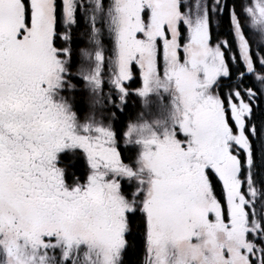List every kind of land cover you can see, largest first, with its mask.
I'll list each match as a JSON object with an SVG mask.
<instances>
[{
	"label": "snow or ice",
	"instance_id": "6c2138e0",
	"mask_svg": "<svg viewBox=\"0 0 264 264\" xmlns=\"http://www.w3.org/2000/svg\"><path fill=\"white\" fill-rule=\"evenodd\" d=\"M214 3L228 11L236 51L226 37L213 43L206 0H0L4 264H76L81 253L88 264H96L93 254L101 264H124L134 228L143 238L140 264H165L170 246L176 264H221L200 257L195 242L205 227L208 235L216 227L234 233V207L244 211V241L223 249L222 264H264L256 168L264 122L258 134L253 119L264 101V3ZM109 40L115 71L108 63L105 77ZM170 87L173 123L161 135L145 109L154 91ZM133 97L140 108L118 130ZM136 146L133 167L122 152ZM76 149L90 173L69 187L58 154ZM122 179L134 183L127 195Z\"/></svg>",
	"mask_w": 264,
	"mask_h": 264
},
{
	"label": "rangeland",
	"instance_id": "374dc122",
	"mask_svg": "<svg viewBox=\"0 0 264 264\" xmlns=\"http://www.w3.org/2000/svg\"><path fill=\"white\" fill-rule=\"evenodd\" d=\"M261 3H264V0H260ZM249 6H253L254 0H249ZM183 7V6H181ZM208 16V14H207ZM249 23V17L246 16ZM209 19V18H208ZM249 28V27H248ZM112 46V45H111ZM92 52L95 53L96 46H92ZM102 47V46H100ZM105 57L111 56L112 59L109 61L106 59L105 65L103 66V74L104 76H108V63L112 64V70L115 71V57H114V48L111 47V49L106 50L105 49ZM90 66H95V61L92 60L89 62ZM135 101H137L140 104L138 97H133ZM149 104L148 107L145 109V119L148 121V123L152 126V128L158 132L159 134L163 135L165 129H170L173 123V90L170 87L169 90L166 92L163 90V88L159 89L158 92H153L152 95L148 97ZM75 110V109H74ZM76 113V111H75ZM77 121L79 124H84L88 122V115L80 116L78 118V115L76 113ZM159 121V123H157ZM260 129V128H259ZM262 130V129H261ZM136 157L139 155L140 147L136 146ZM70 155H74L72 151H70ZM136 159V158H135ZM62 158L60 155H58L57 163L58 166L60 165V161ZM84 165L87 171V176L85 180L87 179L90 169L88 167V163L86 160V157L83 158ZM135 161V160H134ZM133 166V159L130 163ZM63 169V168H62ZM65 172V171H64ZM65 174V173H64ZM262 178V177H261ZM263 184L262 187H264V178H262ZM75 183V182H74ZM73 183V184H74ZM83 183V182H82ZM124 185L126 187L124 188ZM134 183L132 185L129 184L128 180L122 179L121 180V192L125 195L129 193L130 187H133ZM71 187V186H69ZM233 216L236 221V231L234 233H229L228 231L224 230L223 228L216 227L211 230V235H208V229L205 227L203 229L205 235H202L199 240H197L195 243L200 245L199 250V256L203 258H207L209 261L215 258L219 261H221L222 264V252L224 248L232 247L236 248L238 244L242 243L244 241V234L246 229V222H245V215L243 208H233ZM261 219H264V217H261ZM259 243V241H258ZM176 249L172 248L170 246L169 248V256L165 264H176L177 255H176ZM27 253L30 255L31 250L28 249ZM92 261H95L96 264H101V259L96 254H93V256L90 258ZM0 264H4L2 260H0ZM76 264H88V260L85 259L83 253H81L76 258ZM192 264H196L195 261H192Z\"/></svg>",
	"mask_w": 264,
	"mask_h": 264
},
{
	"label": "trees",
	"instance_id": "16d2710c",
	"mask_svg": "<svg viewBox=\"0 0 264 264\" xmlns=\"http://www.w3.org/2000/svg\"><path fill=\"white\" fill-rule=\"evenodd\" d=\"M204 2V0H202V3ZM249 3V0H248ZM206 4H207V14H208V18L209 21L211 22L212 25V41L213 43L216 42L217 40H219L222 37H226L229 41V44L232 46V51H236V41L235 38L233 36V30H232V26L230 23V18L228 15V11L227 9H224L223 15H221L216 9L219 8L218 4L214 3V0H206ZM183 8V7H182ZM246 14L241 12L240 13V17H241V21L242 23H244V31L245 33L249 32V28H248V19L246 18ZM80 27H84L83 24L80 25ZM79 29H75L74 31H78ZM76 43H83V41H77ZM108 47L106 48V50L111 49V40L106 41L105 42ZM92 46H96L97 45L95 43L89 45V47L91 48V50L93 49ZM103 47V43H101V45ZM261 52H264V48L260 49ZM228 55V51L225 50V56L227 57ZM237 57L239 59V54H237ZM229 64L231 65V61H229ZM233 72L237 71L238 69L233 66L232 67ZM105 75V74H104ZM77 84L81 83L80 81H75ZM140 108V104L135 101H130L126 110L125 114H121V118L119 121H115L114 122V126L119 130L122 128L123 123L126 119L127 114H134L138 109ZM75 111L78 115V118H80V116H85L87 114V110L84 108L83 105L80 106H76L75 107ZM260 113V114H259ZM258 118L259 120H257V133L259 134L261 132V122H264V108L262 110H260V112H258ZM260 128V129H259ZM255 143V141H254ZM74 155H69L70 153L68 151H63L60 153V157L62 158V160L60 161V165L62 166L63 170L65 171V176L67 179V183L69 186H72L73 183L76 181L74 180V177H80L79 180L83 181L86 175H87V171L85 168V165L83 163V155L82 152L79 150H75L73 151ZM122 156L125 159V161H129L130 157L129 155H125V153L122 152ZM72 158L73 161L71 160L70 163H73L72 166L70 167L69 165V159ZM256 168L258 170L257 172V176H258V182L261 184H263V180L262 177L261 178V173H264V161H261L259 158L256 159ZM126 187V185H124V188ZM133 223L135 224V217L133 218ZM128 240L130 241V247L128 249H126L125 251V258H124V264H140V255L142 253V249H143V238H142V234L137 231L134 228V231L132 233H130L128 235ZM134 245V247L132 246ZM255 264V262H254Z\"/></svg>",
	"mask_w": 264,
	"mask_h": 264
},
{
	"label": "flooded vegetation",
	"instance_id": "af4514ba",
	"mask_svg": "<svg viewBox=\"0 0 264 264\" xmlns=\"http://www.w3.org/2000/svg\"><path fill=\"white\" fill-rule=\"evenodd\" d=\"M133 101H134V99H133ZM264 108V101H262L261 102V104H260V107H259V109H256L254 112H253V119L256 121V124H257V120H259V118H258V112H260V110H262ZM260 114V113H259ZM63 152V151H62ZM61 153V152H60ZM58 155H60V154H58ZM70 155V154H69ZM72 156V155H71ZM85 157V154L83 153V158ZM123 157V156H122ZM129 157H130V159H129V161H125V163H131L132 162V159H133V167H135L136 166V164H135V158H136V148H134L133 149V154H131V155H129ZM71 160L73 161V159L72 158H70L69 159V165H70V167H73L72 166V164L73 163H70L71 162ZM83 163H84V161H83ZM59 164V163H58ZM59 167H61L62 168V166L61 165H59ZM87 176V175H86ZM86 176L85 177H83V178H86ZM64 178H65V181L67 182V179H66V176H65V174H64ZM76 178H80L79 176L78 177H74V180H76ZM80 181V180H79ZM84 181H86L85 179L83 180V181H80L81 183L82 182H84ZM133 187H134V185H133Z\"/></svg>",
	"mask_w": 264,
	"mask_h": 264
}]
</instances>
